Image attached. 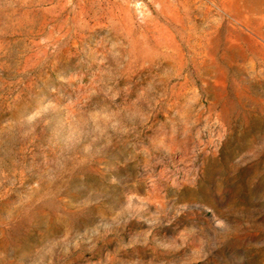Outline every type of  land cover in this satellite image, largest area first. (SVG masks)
I'll return each instance as SVG.
<instances>
[{
    "label": "rangeland",
    "instance_id": "1",
    "mask_svg": "<svg viewBox=\"0 0 264 264\" xmlns=\"http://www.w3.org/2000/svg\"><path fill=\"white\" fill-rule=\"evenodd\" d=\"M0 264H264V0H0Z\"/></svg>",
    "mask_w": 264,
    "mask_h": 264
}]
</instances>
